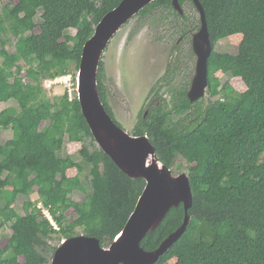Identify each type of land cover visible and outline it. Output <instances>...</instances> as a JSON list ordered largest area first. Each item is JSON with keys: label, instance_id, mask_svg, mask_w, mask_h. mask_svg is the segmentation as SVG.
Listing matches in <instances>:
<instances>
[{"label": "trees", "instance_id": "trees-1", "mask_svg": "<svg viewBox=\"0 0 264 264\" xmlns=\"http://www.w3.org/2000/svg\"><path fill=\"white\" fill-rule=\"evenodd\" d=\"M121 1L17 0L2 8L0 103L14 101L17 107L0 110V128L13 130L12 139L0 144V228L12 230L8 243L0 244V264H49L57 249L50 241L79 235L78 229L103 245L111 243L143 192L145 180L130 178L98 147L78 97L70 99L67 92L49 97L43 87L44 79L71 74L73 64L79 70L95 26ZM179 2L183 14L173 0H154L137 16L155 14L162 25L171 21L172 32L179 29L191 42L201 27L199 13L192 0ZM200 2L213 45L208 62L213 99L191 102L187 87L172 105L161 98L150 105L133 128L134 135H149L166 166L180 169L178 158L187 162L193 192L186 231L154 264H264V0ZM234 34L243 36L237 53L215 50ZM102 69L101 61L100 96L123 127L107 101ZM219 72L243 79L246 90L237 92ZM67 140L83 144L80 160L60 154ZM85 167L89 189L80 177ZM71 168L78 170L74 177L68 176ZM34 191L58 228L36 202H25L24 214L17 211V198ZM76 192L85 199L75 201ZM184 218L183 204L173 207L142 247L157 249Z\"/></svg>", "mask_w": 264, "mask_h": 264}, {"label": "water", "instance_id": "water-1", "mask_svg": "<svg viewBox=\"0 0 264 264\" xmlns=\"http://www.w3.org/2000/svg\"><path fill=\"white\" fill-rule=\"evenodd\" d=\"M154 0H122L95 26L94 34L83 47L77 75V97L96 144L132 179L146 185L123 230L108 247L97 237L79 234L64 238L49 264H154L184 234L190 222L193 192L187 173L174 175L163 164L148 134L134 135L119 126L107 111L98 89V74L106 48L121 28ZM201 27L193 34L196 55L195 75L187 96L191 102L206 96L209 87L208 62L213 45L206 14L200 0H192ZM174 8L183 14L179 0ZM149 110H146V117ZM183 204V224L152 251L142 247L143 239L153 233L173 207Z\"/></svg>", "mask_w": 264, "mask_h": 264}, {"label": "rangeland", "instance_id": "rangeland-1", "mask_svg": "<svg viewBox=\"0 0 264 264\" xmlns=\"http://www.w3.org/2000/svg\"><path fill=\"white\" fill-rule=\"evenodd\" d=\"M17 0H0V14L2 8L8 2ZM190 18L193 17V8L190 5L186 7ZM199 15V14H198ZM155 14L145 17L136 16L129 23L124 25L121 30L114 36L102 57L103 69L102 80L106 90L107 101L111 106L115 118L121 123L123 128L133 134V128L138 122L140 116L145 113L150 100H156L155 92H159L162 100H166L170 105L178 100V92L186 89L189 91L192 77L195 74L196 56L191 51V42L184 37L179 29L172 32V22L167 21L165 24L155 22ZM40 17L36 18L39 21ZM158 19V18H157ZM176 22V21H175ZM181 23V21H177ZM189 23V22H188ZM39 29H36L38 32ZM70 34H76V28H70ZM182 37V39H180ZM242 34H234L220 40L215 50L218 52L237 53L239 44L242 40ZM180 39L179 42H177ZM16 39L10 38L9 50L15 51ZM170 69L168 70V67ZM168 70V71H167ZM71 75L73 80H77L78 70L75 64L71 66ZM223 82L229 83L237 92H244L247 88L241 78L232 77L230 74L219 72L216 74ZM190 81V83H188ZM163 84V85H162ZM161 86V87H160ZM49 97L61 96L65 93L63 87L55 86L50 92L47 90ZM77 96V93H76ZM205 102L210 99L208 93L204 97ZM8 106H16L17 103L12 101L0 103V110ZM44 123V125H46ZM13 130L0 128V144L6 143L12 139ZM83 144L81 142L66 141L64 149L61 151L62 156L72 155L75 159L80 160V150ZM177 163L182 167L172 168L174 175L180 173L188 174V165L185 160L178 158ZM78 174L76 168L68 170V176L74 177ZM90 168L85 167L80 174L82 182L89 189ZM86 194L76 192L73 194L75 201H83ZM28 200L37 203L46 208L39 199L37 191H34L29 197L20 195L16 201V209L20 214H24L23 205ZM48 209V208H46ZM71 211L68 217L71 218ZM81 234L82 230L78 229ZM12 234L9 226L0 228V244L5 246ZM62 240L57 237L50 241L53 245H60ZM110 242H106L108 247ZM175 261V260H173Z\"/></svg>", "mask_w": 264, "mask_h": 264}, {"label": "built area", "instance_id": "built-area-1", "mask_svg": "<svg viewBox=\"0 0 264 264\" xmlns=\"http://www.w3.org/2000/svg\"><path fill=\"white\" fill-rule=\"evenodd\" d=\"M58 85L64 88L65 92L68 93L70 99H73L76 96L78 82L77 80L76 81L73 80L71 74L61 75L55 78H48L43 80V87L49 92L53 90L55 86ZM39 208L43 211L44 215L50 220V222L55 226V228H58V226L55 224L53 220V217L49 209H46L41 205H39Z\"/></svg>", "mask_w": 264, "mask_h": 264}, {"label": "flooded vegetation", "instance_id": "flooded-vegetation-1", "mask_svg": "<svg viewBox=\"0 0 264 264\" xmlns=\"http://www.w3.org/2000/svg\"><path fill=\"white\" fill-rule=\"evenodd\" d=\"M193 37V36H192ZM180 39H182V37L180 38ZM180 39L177 41V42H179L180 41ZM191 51L194 53V50H193V46L191 47ZM194 55H195V53H194ZM196 56V55H195ZM195 75V74H194ZM192 80H193V77H192ZM191 80V81H192ZM158 92V91H157ZM188 93V92H187ZM155 95H156V102L154 103V98H152L151 100H150V104L147 106V110H149L150 111V105H156V103H159L160 104V101L162 100V96H160L159 95V92L158 93H156L155 92ZM160 98H161V100H160Z\"/></svg>", "mask_w": 264, "mask_h": 264}]
</instances>
